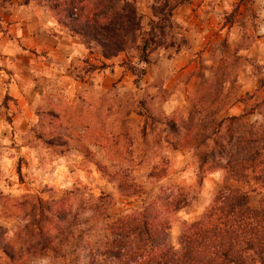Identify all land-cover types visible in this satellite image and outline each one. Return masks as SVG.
<instances>
[{"label": "rangeland", "instance_id": "1", "mask_svg": "<svg viewBox=\"0 0 264 264\" xmlns=\"http://www.w3.org/2000/svg\"><path fill=\"white\" fill-rule=\"evenodd\" d=\"M130 1L145 30L150 20L163 26L162 46L145 64L133 51L88 52L63 26L64 7L53 10L84 52L70 59V93L42 96L10 149L6 127L13 174L0 171V264H82L84 229L124 215L139 224L154 216L142 217L151 201L166 204L163 196L185 199L164 214L167 244L178 249L184 223L209 207L227 174L224 163L247 156L240 136L264 135V0ZM228 181L250 199L264 193L251 178ZM36 224L43 230L31 239L42 245L28 248L20 242Z\"/></svg>", "mask_w": 264, "mask_h": 264}, {"label": "trees", "instance_id": "2", "mask_svg": "<svg viewBox=\"0 0 264 264\" xmlns=\"http://www.w3.org/2000/svg\"><path fill=\"white\" fill-rule=\"evenodd\" d=\"M29 1L46 6L52 17L56 15L53 13L56 7H64L63 26L71 35L82 39L88 52L96 50L103 59L133 51L136 61L145 64L149 54L162 46L156 34L163 36V26L152 24L150 20L145 30L141 15L130 0H22ZM154 9L152 7V11ZM240 137L247 156L224 163L228 172L209 207L198 219L184 223L178 242L180 248L172 249L167 244L169 226L164 214L182 208L185 199L184 196H175L168 201V197L163 196L161 201H166V204L160 208L158 201H151L144 207L146 214L142 217L148 216L150 210L154 216L140 220L139 224L134 222L137 217L135 220L124 215L108 223L102 222L103 230L101 226L97 230L84 229V247L88 250L82 254L81 263L264 264V193L259 198H251V204L247 192L231 187L228 181L231 178L246 182L251 178L264 186V135L255 140L248 136ZM201 154L198 155L199 168L207 163L205 157L210 153L205 151ZM158 170L162 172V169ZM198 182L200 185L201 177ZM55 217L58 219L57 214ZM67 220L63 224L64 229L71 226ZM55 226H58L57 222ZM42 230L43 225L40 224L32 229L28 227L20 243L29 242L28 248L41 246L40 241H35V236ZM32 235L35 236L31 239Z\"/></svg>", "mask_w": 264, "mask_h": 264}, {"label": "crops", "instance_id": "3", "mask_svg": "<svg viewBox=\"0 0 264 264\" xmlns=\"http://www.w3.org/2000/svg\"><path fill=\"white\" fill-rule=\"evenodd\" d=\"M83 52V46L74 36L58 29L46 6L20 0L0 4L1 172L2 169L6 172V166L13 161L5 157L8 147L4 145V139L9 137L6 127L12 129L10 149L15 144V136L20 135V125L27 119L34 121L33 106L45 102L42 96L57 91L70 93V59ZM164 60L173 61L167 57ZM96 71L91 74L93 86L99 80ZM16 144H21V140ZM11 174L13 172L9 173V170L6 173ZM14 174L17 177L16 172Z\"/></svg>", "mask_w": 264, "mask_h": 264}]
</instances>
